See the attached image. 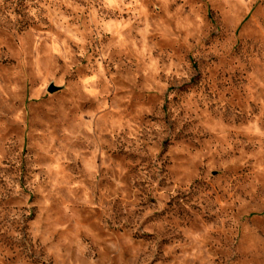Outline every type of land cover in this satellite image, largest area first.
Wrapping results in <instances>:
<instances>
[{
  "label": "rangeland",
  "instance_id": "obj_1",
  "mask_svg": "<svg viewBox=\"0 0 264 264\" xmlns=\"http://www.w3.org/2000/svg\"><path fill=\"white\" fill-rule=\"evenodd\" d=\"M0 264H264V0H0Z\"/></svg>",
  "mask_w": 264,
  "mask_h": 264
},
{
  "label": "water",
  "instance_id": "obj_2",
  "mask_svg": "<svg viewBox=\"0 0 264 264\" xmlns=\"http://www.w3.org/2000/svg\"><path fill=\"white\" fill-rule=\"evenodd\" d=\"M57 89H58V87H56L54 84H51L48 90H49L50 92H54V91H56Z\"/></svg>",
  "mask_w": 264,
  "mask_h": 264
}]
</instances>
